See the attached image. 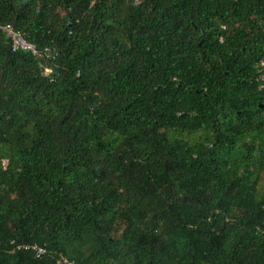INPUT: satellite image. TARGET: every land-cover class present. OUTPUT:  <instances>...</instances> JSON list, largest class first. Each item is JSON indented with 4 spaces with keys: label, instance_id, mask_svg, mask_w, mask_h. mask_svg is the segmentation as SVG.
<instances>
[{
    "label": "trees",
    "instance_id": "trees-1",
    "mask_svg": "<svg viewBox=\"0 0 264 264\" xmlns=\"http://www.w3.org/2000/svg\"><path fill=\"white\" fill-rule=\"evenodd\" d=\"M0 24L42 53L0 33V264H264V0H0Z\"/></svg>",
    "mask_w": 264,
    "mask_h": 264
},
{
    "label": "built area",
    "instance_id": "built-area-1",
    "mask_svg": "<svg viewBox=\"0 0 264 264\" xmlns=\"http://www.w3.org/2000/svg\"><path fill=\"white\" fill-rule=\"evenodd\" d=\"M133 6H139L143 2V0H130ZM0 33L3 34L10 43L11 51L13 52H25L29 53L31 56L38 57L42 53L38 50L35 44L29 42L19 31L15 30L11 25L9 24H0ZM52 55V53H51ZM46 57V54L43 55ZM48 57V55H47ZM54 55H52V58ZM261 66H264V62L261 63ZM41 74L48 77L50 74V69L43 67L41 69ZM256 81L259 82L260 88L264 89V74L259 73V75L256 77ZM7 165V161H3V166L5 167ZM17 249H26L29 251H32L35 253L36 257H40L44 255L45 249L43 247L34 245H18ZM64 263H68L67 260H64ZM72 264V263H68Z\"/></svg>",
    "mask_w": 264,
    "mask_h": 264
}]
</instances>
